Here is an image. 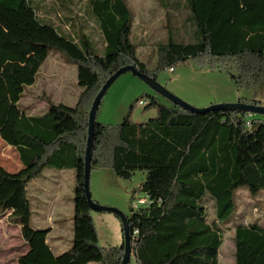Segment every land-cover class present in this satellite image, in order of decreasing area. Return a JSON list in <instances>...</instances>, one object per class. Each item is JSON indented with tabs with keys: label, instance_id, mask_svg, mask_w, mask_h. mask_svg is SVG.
<instances>
[{
	"label": "trees",
	"instance_id": "trees-1",
	"mask_svg": "<svg viewBox=\"0 0 264 264\" xmlns=\"http://www.w3.org/2000/svg\"><path fill=\"white\" fill-rule=\"evenodd\" d=\"M62 4L71 12L73 3ZM190 6L201 42H175L171 33L169 42L158 48L156 69L150 70L130 41L133 14L128 0H89L91 17L106 44L104 55L85 26L72 38L54 24L44 25L30 0H0V24L7 20L31 37L32 27L36 46L57 51L77 66L83 89L74 106L49 101L43 113H29L21 100L37 74L19 52L2 47L0 32V137L17 150L23 163L15 173L0 165V216L12 211L10 221L21 225L29 248L19 264L122 263L124 241L107 248L99 245L84 189L89 112L119 68L134 64L158 79L165 67L195 60L229 71L239 88L264 84V0H190ZM65 17L72 27L82 25L75 16ZM27 18L30 24L23 23ZM240 100L261 103L256 98ZM146 101L143 112L155 108V116L135 121L132 106L120 124L96 123L92 169L108 168L124 179L137 171L146 175L140 190L147 203L137 209L131 206L127 214L131 234L139 231L132 241L137 264H219L221 225L238 211L237 192L246 188L256 196L264 191V115L191 113L171 102L160 103L158 94L147 95ZM47 168L76 172L73 243L60 254L48 242L50 229L32 226L29 185ZM206 198L214 201L216 221L208 220ZM234 241L235 264H264L262 224L238 223Z\"/></svg>",
	"mask_w": 264,
	"mask_h": 264
},
{
	"label": "rangeland",
	"instance_id": "rangeland-1",
	"mask_svg": "<svg viewBox=\"0 0 264 264\" xmlns=\"http://www.w3.org/2000/svg\"><path fill=\"white\" fill-rule=\"evenodd\" d=\"M68 1L73 3L68 5L72 6L71 12L62 4L67 0H30V3L44 25L48 27L54 24L56 29L72 38L77 37L75 30L81 31L82 26H85V33L90 35L99 54L104 55L105 50L101 48L102 33L95 18L91 17L89 0ZM128 3L133 14L130 41L137 47L139 59L150 70L156 69L160 60L158 48L161 44L169 42L171 33L175 42L186 44L201 42L190 0H128ZM66 14L79 18L82 25H78L77 28L70 27L71 21L65 19ZM23 23L30 24L29 18ZM30 29L32 37L31 33L26 36L24 32L15 29L7 20L0 24L2 47L19 52L37 74L36 83L27 88L21 100L23 107L31 114H41L47 110L49 101L74 106L83 91L78 85L77 66L57 51L36 46L37 44L34 43L36 32L32 27ZM51 36L47 34L48 38ZM173 70L170 71L169 67H165L158 73L157 80L169 91L198 108L219 103H236L240 98H256L261 105H264V84L252 89L239 88L229 71L204 67L195 60L178 62L174 64ZM147 95H156V92L132 72L124 73L112 84L102 99L97 122L105 125L120 124L131 112L132 106L134 109L131 114L135 121H143L155 116L157 113L155 108L148 112L142 110L147 103ZM142 98L145 102L143 105L140 104ZM158 99L163 104L169 102L161 95H158ZM0 163L13 169L18 163L14 150L4 146L1 137ZM44 173L47 175V172ZM65 173L56 179L55 184L48 183L50 179L40 175L31 182V194L43 195L45 199L49 196L51 199V196L54 197L56 194L58 183H61L62 187H59L62 188L61 197H55L53 204L49 201V205L45 204V208L50 206L47 211L53 213L52 220L63 228V234L67 239L70 232L73 234L74 229L76 184L75 177L71 178ZM145 177L144 172L137 171L131 179H124L118 177L111 169L94 168L90 182L92 198L102 206L114 207L129 214L132 202L145 197L140 190ZM33 201L35 203V198ZM237 202L236 215L228 223L221 225L224 242L219 252V264H235L234 235L238 223L258 222L264 226V191L254 196L246 188H241L237 192ZM206 205L208 220L216 221L214 201L206 198ZM71 215L73 219L70 222ZM91 216L99 234V245L107 248L123 243V224L118 215L106 211H91ZM2 219L6 221V217ZM2 221L0 222V264H16L17 253L20 249L23 250L24 242L20 240V235L14 229L6 234L7 229L4 228L5 224H2ZM39 221V216L35 215L32 226L39 228ZM9 222L12 223L10 220ZM131 264H137L134 258Z\"/></svg>",
	"mask_w": 264,
	"mask_h": 264
},
{
	"label": "water",
	"instance_id": "water-1",
	"mask_svg": "<svg viewBox=\"0 0 264 264\" xmlns=\"http://www.w3.org/2000/svg\"><path fill=\"white\" fill-rule=\"evenodd\" d=\"M127 72H132L135 76L139 77L144 82H146L156 92V94L165 97L166 99L169 100V102L173 103L174 105L180 106L181 108L191 113L203 114L211 111L221 110V111H241L250 114L264 115V105L255 104V103H246L241 100H239L236 103H219L204 108H198L186 102L185 100L181 99L171 91H169L167 87L161 84L155 77L151 76L147 72L141 71L134 64L122 66L107 79V81L102 86L99 93L96 95L89 112L88 137H87V146L84 157L85 160L84 189L91 211L112 212L118 215L122 220L123 232H124V254L121 264H130V261L132 259V234L130 231L128 215L117 208L102 206L97 202H95L91 195L90 182H91V172H92V153H93V146L95 141V126L97 123V115L102 99L104 98L105 94L112 86V84L121 75Z\"/></svg>",
	"mask_w": 264,
	"mask_h": 264
},
{
	"label": "crops",
	"instance_id": "crops-1",
	"mask_svg": "<svg viewBox=\"0 0 264 264\" xmlns=\"http://www.w3.org/2000/svg\"><path fill=\"white\" fill-rule=\"evenodd\" d=\"M70 27H72V26L70 25ZM63 34L67 35L65 33H63ZM101 39H103V37ZM105 46H106V44L104 45V43H103L101 45V48L104 49ZM4 146H7V147L11 148V150H14L15 154L17 155L18 163L16 164V168L15 169H13L11 167H8L7 165L2 164V163H0V165H2L9 172H13V173L18 172L23 167V163L20 160L19 153L17 152V150L14 147L7 145L5 142H4ZM58 171L60 173H58ZM67 171L69 173H65ZM44 172H47L48 176L45 175ZM44 172L41 174V176H45V178L50 179L48 183H51V182H53L54 184L57 183L56 179L60 178L59 176H61V175H63V173H65V174L69 175V177H71V178L75 177V184H76V172L73 169L57 170V169L47 168V169L44 170ZM58 184H59V186L56 189V194L53 193L54 197L51 196V199L49 198V196L46 197V199H45L43 197V195H32L31 194V189H32L31 186H32V184L30 183V185H29V196H30V199H31L32 209H33L32 220H34L35 215H38L39 219H40L39 224H38V225H40L39 228H41V229H50V232L48 233V242H49L50 246L52 247L53 251L56 254H60V253H62L64 251H66L67 249H69L72 246V243H73V234L70 232V236L67 237V239H66L65 235L63 234V228L61 226H59V224L55 223V221L52 220L53 213L50 212V211H47V209L50 208V206H47L45 208V204L49 205V201H51L52 204H53L54 201H55V197H57V198L61 197V190L60 189H62V188H59V187H62V186H61V183H58ZM39 189H40V187H38L37 190H39ZM33 198H35V203L33 201ZM34 205H36V206H34ZM11 213H12V211H6L5 213H3L1 215V217H0V222H1V220H3L2 224H5L4 228L7 229V231H5L6 234H8L9 230L14 229V231L18 232V234L20 235V240L22 242H24L23 243V250L22 249H20V251L17 250L18 251V253H17L18 255L16 257V264H19V262H18L19 257L21 255H23L24 253H26L28 251L29 247L25 243V241H24V239L22 237L21 225L18 224V223H13V222L10 223L9 222ZM4 217H6V221L4 219H2ZM72 219L73 218H72V215H71L70 222L72 221ZM18 240H19V238H18ZM116 245H119V244H116ZM90 264H96V263H90Z\"/></svg>",
	"mask_w": 264,
	"mask_h": 264
},
{
	"label": "built area",
	"instance_id": "built-area-1",
	"mask_svg": "<svg viewBox=\"0 0 264 264\" xmlns=\"http://www.w3.org/2000/svg\"><path fill=\"white\" fill-rule=\"evenodd\" d=\"M145 102L141 101L140 104L143 105ZM248 126L251 127V121H248L247 122ZM147 203V198L145 197H142L140 199H138L136 202H132V207L137 209L139 208L140 206L144 205ZM139 234V231L138 230H134L133 234H132V241L134 239H136V237L138 236Z\"/></svg>",
	"mask_w": 264,
	"mask_h": 264
},
{
	"label": "bare ground",
	"instance_id": "bare-ground-1",
	"mask_svg": "<svg viewBox=\"0 0 264 264\" xmlns=\"http://www.w3.org/2000/svg\"><path fill=\"white\" fill-rule=\"evenodd\" d=\"M170 71H173V68H170Z\"/></svg>",
	"mask_w": 264,
	"mask_h": 264
}]
</instances>
